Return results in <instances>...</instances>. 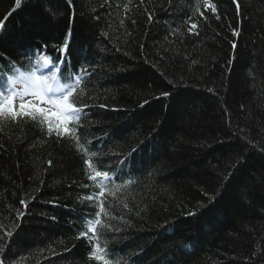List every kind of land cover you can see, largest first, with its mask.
Instances as JSON below:
<instances>
[{"label": "trees", "instance_id": "obj_1", "mask_svg": "<svg viewBox=\"0 0 264 264\" xmlns=\"http://www.w3.org/2000/svg\"><path fill=\"white\" fill-rule=\"evenodd\" d=\"M209 3L0 0V66L92 73L65 130L0 118V264H264V0Z\"/></svg>", "mask_w": 264, "mask_h": 264}, {"label": "snow or ice", "instance_id": "obj_2", "mask_svg": "<svg viewBox=\"0 0 264 264\" xmlns=\"http://www.w3.org/2000/svg\"><path fill=\"white\" fill-rule=\"evenodd\" d=\"M15 2L17 6H19L21 0H15ZM71 2L72 0H68L69 5H71ZM141 2L143 3V0H141ZM204 3L212 12L216 11L215 5L209 3V0H204ZM233 3H236V0H233ZM236 6L237 11H239V4L237 3ZM125 8L127 9V5H125ZM201 15H203V13H201ZM149 19H151V15H149ZM216 19H220V17L217 15ZM134 22L135 21H133V23ZM121 24H123V21H121ZM2 27L3 25L0 24V29H2ZM195 28H197V24L192 23L189 31L191 32ZM233 35H239V33L233 29ZM50 46L56 51L54 60L50 59L49 54H47V49ZM70 46L71 34L69 32L60 44L49 45L48 43H44L41 46L34 47L32 55L26 57L29 65H31L27 70L22 71L20 68L16 67L12 61H8L6 67L0 66V118L7 114V116L12 119L19 116H30L33 120H36L37 116H39L43 119L47 116V110L37 107V102L60 109L59 114L63 116L65 123L70 124L72 120H79L81 118L84 109L89 106L83 105V107H78L71 98L81 82L90 78L92 73L88 71V62H85V65L73 72L67 71L65 66L69 64L73 55ZM234 46L235 45H233V47ZM37 53H39V55H37ZM0 59H3V57H0ZM33 59H35V63H33ZM51 69L55 70L51 76L43 74ZM57 73L60 74L59 80L56 78ZM162 95H167V93H162ZM27 97H34L35 99L27 100ZM16 101H19L20 112L15 111ZM26 107L30 108V111L27 113L23 112V109ZM100 107H105V105L102 104ZM51 131L52 129L49 128V132ZM56 131L57 134L60 135V130L57 129ZM135 151L136 149H132V152ZM49 163H51V161H49ZM96 176H102L103 180L107 182H111L112 179L108 171L97 172ZM94 195L95 194H90L88 199H93ZM20 203L27 207L24 200H21ZM102 210L103 208L101 207V211ZM190 214L194 215V213ZM19 215H22V213ZM98 215L99 212L89 214V216L85 218L86 222L89 225L99 224V219H94V217ZM94 231V228H89L87 231H81L80 236H85L88 232ZM6 235L11 236L12 233L9 231L6 232ZM99 251L100 248L97 246L96 251L90 253V258L102 261L104 259L103 255H96V252Z\"/></svg>", "mask_w": 264, "mask_h": 264}, {"label": "rangeland", "instance_id": "obj_3", "mask_svg": "<svg viewBox=\"0 0 264 264\" xmlns=\"http://www.w3.org/2000/svg\"><path fill=\"white\" fill-rule=\"evenodd\" d=\"M45 75H48L46 73H43ZM35 98L34 97H27V100H34ZM16 105H18L19 107V101H16ZM37 107H41V108H45L47 110V113L51 116H54L55 117V120L57 119L58 121H65L63 116L59 114L60 110H55L53 106L51 105H47V104H39L37 102L36 104ZM28 107H26L25 109H23V111H26Z\"/></svg>", "mask_w": 264, "mask_h": 264}, {"label": "bare ground", "instance_id": "obj_4", "mask_svg": "<svg viewBox=\"0 0 264 264\" xmlns=\"http://www.w3.org/2000/svg\"><path fill=\"white\" fill-rule=\"evenodd\" d=\"M54 109H55V110H60V109H58L57 107H55Z\"/></svg>", "mask_w": 264, "mask_h": 264}]
</instances>
